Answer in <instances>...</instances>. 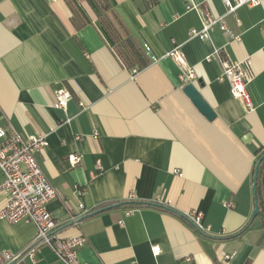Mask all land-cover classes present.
Segmentation results:
<instances>
[{
    "label": "crops",
    "instance_id": "obj_1",
    "mask_svg": "<svg viewBox=\"0 0 264 264\" xmlns=\"http://www.w3.org/2000/svg\"><path fill=\"white\" fill-rule=\"evenodd\" d=\"M192 4L226 13L221 0H0V126L45 136L35 157L56 192L47 209L57 236L86 237L77 252L84 264H223L232 251L229 264H264V227L251 218L254 166L264 153V0L225 14L239 41L218 27L189 37L201 27ZM174 46L194 79L165 56ZM215 48L251 60L252 110L218 79L221 57L208 58ZM189 82L215 111L212 120L183 92ZM59 88L71 96L64 110L52 106ZM71 153L80 155L75 165ZM6 200L0 193V208ZM126 200L169 209L122 205L77 220ZM80 202L87 212L73 219ZM192 209L208 230L181 216ZM36 233L32 222L0 219V254L18 252L10 264H65L43 244L34 259L24 254Z\"/></svg>",
    "mask_w": 264,
    "mask_h": 264
},
{
    "label": "built area",
    "instance_id": "obj_2",
    "mask_svg": "<svg viewBox=\"0 0 264 264\" xmlns=\"http://www.w3.org/2000/svg\"><path fill=\"white\" fill-rule=\"evenodd\" d=\"M226 8L227 14H235L241 6H256L261 0H221ZM187 8L197 9V5H188ZM199 11V10H198ZM201 27L199 29L192 28L188 32L189 37H197L204 39L209 37V33L218 27L226 32L235 41H239L241 37L233 35L224 21L223 15H214L208 10H200ZM145 55L151 61H155L157 57L153 55L150 46L143 43ZM165 56L174 60L178 66L183 68V77L186 80L195 78L193 68L186 64L185 56L179 46H174L166 52ZM220 56L222 62V72L218 76L219 80H227L230 85L231 96L237 100L242 109L248 112L253 109V102L248 92V83L253 79L254 72L251 69V60H231L225 48H215L210 57ZM136 69H133V72ZM71 98L70 92L65 88H59L56 91L55 99L52 103L54 108L65 109L67 102ZM79 106L86 108L83 101H79ZM96 134V132H94ZM47 141L42 134H31L24 136L14 129H6L0 126V170L3 173V179L0 183V193L7 196L5 204L0 208V219L11 223L23 220L32 222L37 228L35 237L24 248V254L30 259H34L35 251L40 245L48 246L55 256L62 260L65 264H84L78 258V248L86 242L83 234L60 237L55 233L57 223L47 209V204L56 196L54 187L47 179L45 173L41 169L35 154L44 150ZM71 165H75L80 161V155L71 153L68 156ZM178 175V170H173ZM77 194L80 196L84 193L83 189H78ZM79 212L76 216H80L87 212L80 202L78 204ZM129 213V212H127ZM200 230H208L202 224V212L198 209H192L185 215ZM153 252H158V247H152ZM234 251L226 253L222 257L223 264H229ZM20 254L11 252H2L0 254V264H10L19 258Z\"/></svg>",
    "mask_w": 264,
    "mask_h": 264
},
{
    "label": "water",
    "instance_id": "obj_3",
    "mask_svg": "<svg viewBox=\"0 0 264 264\" xmlns=\"http://www.w3.org/2000/svg\"><path fill=\"white\" fill-rule=\"evenodd\" d=\"M183 92L189 97L191 102L197 107V109L201 112V114L204 115L208 120H212L215 117L216 115L215 111L209 105V103L203 98V95H201L197 87L192 82H189L183 86ZM263 159H264V153L260 155L254 166L253 187H254L255 203L251 214L252 215L251 218H254L259 212V204L256 196V185L258 182V174H260L259 182L261 186L262 197L264 200V166L261 169V173H259V166L260 163L263 161ZM150 203L155 205H160L154 202H150ZM77 220H79V218H77Z\"/></svg>",
    "mask_w": 264,
    "mask_h": 264
},
{
    "label": "trees",
    "instance_id": "obj_4",
    "mask_svg": "<svg viewBox=\"0 0 264 264\" xmlns=\"http://www.w3.org/2000/svg\"><path fill=\"white\" fill-rule=\"evenodd\" d=\"M101 19V23L103 24V27H105L104 29L107 30V32L109 33V35L115 39L118 40L119 39V35L117 33V30L115 29L114 25L112 24V22L109 20V18L107 16H102L100 17ZM127 43L132 47V49L134 50V46L132 45V42L130 40H126ZM133 53H136L135 51H133ZM263 167L264 166V159L263 161L260 163L259 167ZM256 196H257V201L259 204V212L256 215V217H258L261 220L262 223V227H264V200L262 197V191H261V186H260V182H259V176H258V182L256 185ZM128 206V207H135V206H139V205H154L156 207H161L163 209H169L167 206H163V205H155V204H151L150 202H143V201H138V200H126L124 201H117V202H113L111 204H108L107 206H102V208H98L94 211H89L86 214H84L83 216L78 217L79 219L85 218L89 215L95 214L101 210H104L106 208H111V207H119V206ZM170 211H173L170 209ZM185 218H187L185 215H181Z\"/></svg>",
    "mask_w": 264,
    "mask_h": 264
},
{
    "label": "rangeland",
    "instance_id": "obj_5",
    "mask_svg": "<svg viewBox=\"0 0 264 264\" xmlns=\"http://www.w3.org/2000/svg\"><path fill=\"white\" fill-rule=\"evenodd\" d=\"M261 169H262V166L259 167V173H261ZM259 178H260V174H258Z\"/></svg>",
    "mask_w": 264,
    "mask_h": 264
}]
</instances>
